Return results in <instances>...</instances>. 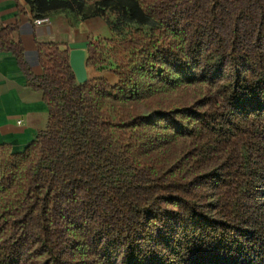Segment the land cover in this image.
<instances>
[{
	"label": "trees",
	"instance_id": "obj_1",
	"mask_svg": "<svg viewBox=\"0 0 264 264\" xmlns=\"http://www.w3.org/2000/svg\"><path fill=\"white\" fill-rule=\"evenodd\" d=\"M103 18L76 81L37 44L47 122L0 145V264H264V0H25Z\"/></svg>",
	"mask_w": 264,
	"mask_h": 264
},
{
	"label": "crops",
	"instance_id": "obj_2",
	"mask_svg": "<svg viewBox=\"0 0 264 264\" xmlns=\"http://www.w3.org/2000/svg\"><path fill=\"white\" fill-rule=\"evenodd\" d=\"M45 22L34 24L30 6L25 0H0V22L17 24L15 41L23 49L24 58L35 76L42 69L38 63L37 44H55L61 50H84L86 45L97 40L112 38L106 21L100 17L86 20L78 16L58 12ZM91 78H106V72L95 71ZM47 122V107L41 92L26 85V80L15 58L10 53L0 52V145H9L13 152L23 151L43 130Z\"/></svg>",
	"mask_w": 264,
	"mask_h": 264
},
{
	"label": "water",
	"instance_id": "obj_3",
	"mask_svg": "<svg viewBox=\"0 0 264 264\" xmlns=\"http://www.w3.org/2000/svg\"><path fill=\"white\" fill-rule=\"evenodd\" d=\"M85 64L86 58L84 50L76 49L69 52V66L79 84H83L89 80Z\"/></svg>",
	"mask_w": 264,
	"mask_h": 264
},
{
	"label": "rangeland",
	"instance_id": "obj_4",
	"mask_svg": "<svg viewBox=\"0 0 264 264\" xmlns=\"http://www.w3.org/2000/svg\"><path fill=\"white\" fill-rule=\"evenodd\" d=\"M94 69V68H93ZM86 71H87V76H88V79H92L91 77L95 74V72L92 70V68H87L86 67ZM95 71L97 72H99V70H97V69H95ZM106 76H107V78L108 79H112L113 78V76L108 72V71H106ZM115 82V81H114ZM112 83V82H111Z\"/></svg>",
	"mask_w": 264,
	"mask_h": 264
},
{
	"label": "built area",
	"instance_id": "obj_5",
	"mask_svg": "<svg viewBox=\"0 0 264 264\" xmlns=\"http://www.w3.org/2000/svg\"><path fill=\"white\" fill-rule=\"evenodd\" d=\"M46 20H47V18L34 19L33 23L38 25L42 22H45Z\"/></svg>",
	"mask_w": 264,
	"mask_h": 264
}]
</instances>
